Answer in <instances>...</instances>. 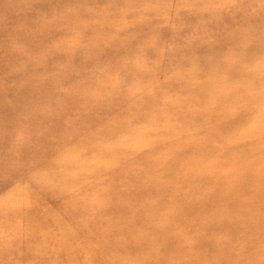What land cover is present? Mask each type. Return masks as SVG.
<instances>
[{"label":"rangeland","instance_id":"obj_1","mask_svg":"<svg viewBox=\"0 0 264 264\" xmlns=\"http://www.w3.org/2000/svg\"><path fill=\"white\" fill-rule=\"evenodd\" d=\"M263 67L264 0H0V264H264Z\"/></svg>","mask_w":264,"mask_h":264},{"label":"bare ground","instance_id":"obj_2","mask_svg":"<svg viewBox=\"0 0 264 264\" xmlns=\"http://www.w3.org/2000/svg\"><path fill=\"white\" fill-rule=\"evenodd\" d=\"M227 15H228V13H227ZM258 25H259V24H258ZM258 25H256V26L258 27ZM258 28H259V27H258ZM258 28H257V29H258ZM257 29H256V30H257ZM189 40H190V38H189ZM187 41H188V40H187ZM190 45H191V44H190ZM192 45H193V44H192ZM258 51H261V50H258ZM244 53L246 54V56H249V55H255L254 53H258V54H259V52L255 51V50L252 49L251 47H247V49H246V51H244ZM222 54H223V53H221V51L215 53V54L211 57L210 61H211V62H216L217 64H219L220 66H222L224 69H227V68L229 69V68H230V69H232V71L235 70L236 68H234V67H230V66H227L228 64H226L225 62L222 61V59H223ZM254 59H255V58H254ZM256 59H257V58H256ZM187 60H188V59H187ZM241 60H242V59H241ZM200 62H201V61H200ZM257 63H258V62H257ZM188 65H189V64H188ZM181 66H182V65H181ZM201 66H202V65H201ZM176 67H177V66H176ZM208 67H210V66H208ZM202 68H203V67H202ZM203 69H206V68H203ZM262 69H264V67H263ZM185 71H186V70H185ZM206 71H207V70H206ZM257 71H258V72H257ZM238 72H239V71H237L236 73H238ZM248 72H249V70H248ZM259 72H262L261 69H260V70L256 69V71H255V70H252V72H249V74L246 76V77H247L246 80H245L244 82H242V84H247V85H248V84H253V86H252L251 89L249 90V92H251L250 95H247V94H246V96H241L239 91H235V92L232 93V97H229V98H232V102H235V103H241V101H242L243 103H247V104H248V103H251V100H253V99H254V100H257V101H259V102H260V101H262V102L264 101V92H262V96H260V99L257 98L258 95H257V97L254 96V94H255L257 91L260 92L261 89H262V90L264 89V81H263L262 84H261L258 80H255V78H256L255 75H256L257 73H259ZM180 73H181V72H180ZM186 73H188V72H186ZM189 73H190V72H189ZM189 73H188V74H189ZM191 73H192V70H191ZM207 73H208V72H207ZM195 74H196V73H195ZM175 75H177V74H175ZM241 75H242V74H241ZM196 76H197V75H196ZM196 76H195V77H196ZM209 76H211V75H209ZM179 77H180V76H179ZM206 77H207V76H206ZM198 78H199V77H198ZM208 78H209V77H208ZM164 79H165V78H164ZM218 79H219V78H218ZM161 82H162V81H161ZM167 82H168V81H167ZM174 82L176 83V79H175ZM174 82H173V83H174ZM179 83H181V82H179ZM213 83H214V82H213ZM165 84H166V82H165ZM166 85H167V84H166ZM173 85H174V84H173ZM181 85H182V84H181ZM204 85H205V84H204ZM247 85H246V86H247ZM262 85H263V86H262ZM168 86H169V85H168ZM171 86H172V85H171ZM250 86H251V85H250ZM204 87H205V86H204ZM195 88H196V87H195ZM163 89H164V88H163ZM175 89H176V88H175ZM177 89H178V88H177ZM144 90H145V89H144ZM160 90H161V89H160ZM182 90H183V89H182ZM182 90H181V91H182ZM207 90H208V89H207ZM158 91H159V90H158ZM164 91H166V90L164 89ZM164 91H163V92H164ZM178 91H179V90H178ZM183 91H184V90H183ZM185 91H186V89H185ZM198 91H200V90H198ZM209 91H210V90H209ZM186 92H188V91H186ZM142 93H143V92H142ZM148 93H150V92H148ZM161 93H162V92H161ZM161 93H160V95L162 96ZM189 93H190V92H189ZM208 94H210V93H208ZM201 95H202V94H201ZM163 96H164V95H163ZM202 96H203V95H202ZM209 97H210V95H209ZM255 97H256V98H255ZM139 98H140V97H139ZM160 98H161V97H160ZM163 98H167V96L165 95ZM229 98H228V99H229ZM154 99H155V98H154ZM205 99H206V98H205ZM137 100H138V99H137ZM137 100H136V101H137ZM189 101H190V100H189ZM203 101H204V100H203ZM209 101H210V100H209ZM229 101H231V100L229 99ZM204 102H205V101H204ZM210 102H211V101H210ZM218 103H220V102H218ZM206 104H207V103H206ZM257 104H258V103H257ZM129 105H130V104H129ZM159 105H160V104H159ZM189 105H191V104H189ZM193 106H194V105H193ZM123 109H124V108H123ZM129 109H130V108H129ZM152 110H153V109H152ZM128 111H129V110H128ZM159 112H160V111H159ZM162 112H163V111H162ZM195 113H196V112H195ZM124 114H125V113H124ZM116 115H117V114H116ZM157 115H158V114H157ZM261 115H262V114H261ZM112 116H113V115H112ZM155 116H156V115H155ZM255 116H256V115H255ZM108 117H109V116H108ZM117 117H118V116H115V119H116ZM260 117H261V116H260ZM111 118H112V117H111ZM124 118H125V117H124ZM106 119H107V118H106ZM109 119H110V118H109ZM121 119H122V118H121ZM181 119H182V118H181ZM256 119H257V118H256ZM103 120H104V119H103ZM103 120H102V121H103ZM113 120H114V119H113ZM119 120H120V119H119ZM119 120H118V121H119ZM175 120H176V119H175ZM109 121H110V120H109ZM177 121H178V120H177ZM113 122H114V121H113ZM119 122H120V121H119ZM121 122H122V121H121ZM257 122H258V121H257ZM101 123H102V122H101ZM101 123H100V124H101ZM106 123L108 124V122H106ZM110 123L112 124V122H110ZM114 123H115V122H114ZM130 123H131V122H130ZM166 123H168V122H166ZM229 123L232 124V120H231ZM103 124H104V123H103ZM119 124H120V123H119ZM150 124H151V123H150ZM164 124H165V123H164ZM125 125H126V124H125ZM125 125H124V126H125ZM134 125H135V124H134ZM165 125H166V124H165ZM100 126H101V125H100ZM104 126H105V125H103L102 127L105 128L106 126H105V127H104ZM126 126H127V125H126ZM132 126H133V125H132ZM132 126H131V127H132ZM140 126H141V125H140ZM149 126H150V125H149ZM168 126H169V125H168ZM98 127H99V126H97L96 128L98 129ZM129 127H130V126H129ZM136 127H137V126H136ZM147 127H148V126H147ZM80 128H81V127H80ZM80 128H79V129H80ZM121 128H122V127H121ZM142 128H144V127H142ZM154 128H155V127H154ZM164 128H165V126H164ZM105 129H106V128H105ZM110 129H111V128H110ZM110 129H109V130H110ZM114 129H115V127H114ZM130 129H131V128H130ZM261 129H263V128H261ZM261 129H260V130H261ZM98 130H99V129H98ZM98 130H97L96 132H98ZM139 130H140V129H139ZM148 130H149V129H148ZM213 130L215 131V129H213ZM106 131H108V130H106ZM112 131H113V130H112ZM112 131H110V132H112ZM114 131L117 133V132H119L120 130H119V131L114 130ZM152 131H153V130H152ZM155 131H156V130H155ZM158 131H160V130H158ZM218 131H219V132H222L221 129H219ZM131 132H134V131L131 130ZM146 132H147V131H146ZM179 132H181V131H179ZM78 133H79V132H78ZM98 133H99V132H98ZM127 133H128V132H127ZM147 133H148V132H147ZM147 133H145V134H147ZM155 133H156V132H155ZM158 133H159V132H158ZM118 134H119V133H118ZM135 134H136V133H135ZM143 134H144V132H143ZM149 134H151V133H149ZM197 134H198V133H197ZM85 135H86V133H85ZM85 135H84V136H85ZM101 135H103V134L101 133ZM107 135H109V133H108ZM123 135H124V134H123ZM139 135H140V131H139ZM81 136H82V135H81ZM96 136H97V135H96ZM110 136H111V134H110ZM110 136H109V138H110ZM115 136H116V135H115ZM118 136H119V135H118ZM136 136H137V135H136ZM141 136H142V135H141ZM141 136H140V137H141ZM148 136H149V135H148ZM79 137H80V136H79ZM86 137H87V138H86ZM86 137H85L86 139L91 140L90 138H88V136H86ZM107 137H108V136H107ZM145 137H146V136H145ZM201 137H202V136H201ZM97 138H99V137H97ZM104 138H105V137H104ZM123 138H124V136H123ZM149 138L151 139V138H153V137H149ZM78 139H79V138H78ZM112 139H113V138H112ZM112 139H111V141H112ZM116 139H118V138L116 137ZM121 139H122V138H121ZM125 139H126V138H125ZM125 139H123V140H125ZM75 140H76V139H75ZM140 140H142V139H140ZM143 140H145V138H144ZM67 141H68V140H67ZM77 141H78V140H77ZM26 142H27V140H26ZM68 142H69V141H68ZM72 142H73V141H72ZM83 142L85 143V142H88V141H83ZM154 142H155V140H154ZM27 143H29V142H27ZM78 143H79V141H78ZM90 143H91V141H90ZM108 143H109V142H108ZM145 143H146V142H145ZM152 143H153V142H152ZM91 144H92V147H93V146H94L93 143H91ZM130 144H131V143H130ZM147 144H148V143H147ZM157 144H158V143H157ZM73 145H74V144H72L71 146H73ZM77 145H78V144H77ZM106 145H107V144H106ZM131 145H134V144H131ZM151 145H152V144H151ZM164 145H165V144H164ZM212 145H213V144H212ZM68 146H69V145H68ZM71 146H69V147H71ZM75 146H76V145H74V147H75ZM86 146H87V144H86ZM109 146H110V145H109ZM136 146H137V145H136ZM144 146H146V145H144ZM147 146H149V145H147ZM66 147H67V146H66ZM88 147H89V145H88ZM110 147H111V146H110ZM129 147H130V146H129ZM133 147H134V146H133ZM149 147H151V146H149ZM75 148H76V147H75ZM80 148H81V147H80ZM80 148H77V149H80ZM82 148H83V147H82ZM86 148H87V147H86ZM86 148H85V149H86ZM130 148H131V147H130ZM258 148H259V147H258ZM83 149H84V148H83ZM131 149H132V148H131ZM133 149H134V148H133ZM65 150H67V148H66ZM68 150H70V148H69ZM75 150H76V149H75ZM99 150H101V149H99ZM136 150H137V149H136ZM139 150H140V149H139ZM62 151H63V150H62ZM62 151H60V153H61ZM119 151L121 152V150H119ZM230 151H233V150H230ZM98 152H99V151H98ZM110 152H111V151H110ZM127 152H128V151H127ZM137 152H138V150H137ZM159 152H160V151H159ZM35 153H37V151H36ZM58 153H59V152H58ZM58 153H57V154H58ZM91 153H92V152H91ZM93 153H94V152H93ZM95 153H96V152H95ZM95 153H94V154H95ZM103 153H104V152H103ZM133 153H134V152H133ZM154 153H155V152H154ZM98 154L101 155L100 152H99ZM104 154H105V153H104ZM114 154H115V153H114ZM173 154H175V153H173ZM54 155H55V154H54ZM84 155H85V154H84ZM86 155H87V154H86ZM90 155H91V154H90ZM90 155H89V156H90ZM112 155H113V154H112ZM117 155H118V154H117ZM126 155H127V154H126ZM133 155H134V154H133ZM160 155H161V153H160ZM178 155H179V154H178ZM89 156H88V157H89ZM119 156H121V155H119ZM128 156H129V154H128ZM128 156H127V157H128ZM134 156H135V155H134ZM161 156H162V155H161ZM187 156H188V155H187ZM228 156H229V155H228ZM53 157L55 158V156H53ZM95 157H96V155H95ZM98 157H99V156H98ZM103 157H106V156L104 155ZM114 157H115V156H114ZM116 157H117V156H116ZM122 157H123V156H122ZM122 157H120V159H121ZM130 157H131V155H130ZM162 157H163V156H162ZM177 157H178V156H177ZM37 158H38V157H37ZM106 158H107V157H106ZM117 158H119V157H117ZM117 158H116V159H117ZM123 158H124V157H123ZM173 158H175V155H174V157H171V159H173ZM181 158H182V157H181ZM183 158H184V157H183ZM186 158H187V157H186ZM57 159H58V158H57ZM107 159H108V158H107ZM109 159H110V157H109ZM112 159H113V158H112ZM112 159H111V160H112ZM116 159H115V161H116ZM125 159H126V157H125ZM51 160H52V159H51ZM54 160H56V159H54ZM54 160H53V162H54ZM158 160H159V159H158ZM192 160H193V159H192ZM233 160H234V159H233ZM56 161H57V160H56ZM109 161H110V160H109ZM128 161H129V160H128ZM131 161H132V160H131ZM164 161H165V160H164ZM172 161H173V160H172ZM172 161H170V162H172ZM195 161H196V160H195ZM46 162H47V161H46ZM122 162H123V159H122ZM162 162H163V161H162ZM233 162H234V161H233ZM56 163H57V162H56ZM66 163H67V162H66ZM87 163H88V162H87ZM108 163H109V162H108ZM115 163H116V162H115ZM115 163H114V164H115ZM128 163H129V162H128ZM130 163H133V162H130ZM179 163H180V162H179ZM188 163L192 164L191 162H188ZM193 163H194V161H193ZM62 164H63V163H62ZM64 164H65V163H64ZM67 164H71V163H67ZM72 164H73V163H72ZM85 164H86V163H85ZM85 164H84V165H85ZM89 164H91V163H89ZM92 164H93V163H92ZM116 164H118V162H117ZM163 164H164V163H163ZM180 164H181V163H180ZM59 165H60V164H59ZM59 165H58V166H59ZM118 165H119V164H118ZM137 165H141V163H140V164H137ZM159 165H160V164H159ZM174 165H175V164H174ZM196 165H197V163H195V166H196ZM200 165H201V164H200ZM54 166H55V165H54ZM60 166H61V165H60ZM103 166H104V165H103ZM105 166H106V165H105ZM107 166H108V165H107ZM107 166H106V167H107ZM154 166H155V165H154ZM161 166H162V164H161ZM172 166H173V165H172ZM192 166H193V165H192ZM202 166H204V165H202ZM94 167H95V166H94ZM98 167H99V166H98ZM143 167H144V166H143ZM176 167H177V165H176ZM183 167H185V166H183ZM38 168H39V167H38ZM56 168H57V167H56ZM64 168H65V166H64ZM77 168H78V167H77ZM165 168H166V167H165ZM165 168H164V169H165ZM263 168H264V167H263ZM36 169H37V168H36ZM44 169H45V168H44ZM69 169H72V168H69ZM69 169H68V170H69ZM75 169H76V167H75ZM95 169H96V168H95ZM161 169H162V168H161ZM166 169H167V168H166ZM171 169H172V168H171ZM173 169L176 170L175 168H173ZM180 169H182V168H180ZM64 170H66V169H64ZM153 170H154V169H153ZM153 170H152V171H153ZM177 170H178V169H177ZM41 171L44 172L45 170H41ZM92 171H93V170H92ZM92 171H91V172H92ZM130 171H131V169H130ZM165 171H166V170H165ZM192 171H193V170H192ZM220 171H221V170H220ZM260 171H261V170H260ZM262 171H263V170H262ZM33 172H34V174L37 173V172L35 173V171H33ZM53 172H54V170H53ZM60 172H62V171H60ZM82 172H83V171H82ZM91 172H90V173H91ZM99 172H100V171H99ZM131 172H132V171H131ZM143 172H144V170H143ZM145 172H146V170H145ZM161 172H162V171H161ZM177 172H178V171H177ZM62 173H63V172H62ZM75 173H76V172H75ZM75 173H74V174H75ZM78 173H79V172H78ZM96 173H97V172H96ZM100 173H101V172H100ZM167 173H168V172H167ZM171 173H172V172H171ZM171 173H170V176H171ZM178 173H180V172H178ZM178 173H177V174H178ZM182 173H183V172H182ZM263 173H264V171H263ZM59 174H61V173H59ZM65 174H66V173H65ZM194 174H195V173H194ZM211 174H212V173H211ZM55 175H56V174H55ZM71 175H72V174H71ZM71 175H70V176H71ZM161 175H162V174H161ZM178 175H180V174H178ZM263 175H264V174H263ZM53 176H54V175H53ZM66 176H67V174H66ZM73 176H75V175H72V177H73ZM77 176H78L77 178L80 177L79 174H78ZM134 176H135V175H134ZM147 176H148V175H147ZM170 176H169V177H170ZM180 176H181V175H180ZM201 176H202V174H201ZM62 177H64V175H63ZM95 177H96V174H95ZM95 177H94V178H95ZM151 177H152V176H151ZM156 177H157V176H156ZM169 177H168V178H169ZM188 177H189V175H188ZM247 177H249V176H247ZM24 178H25V177H24ZM55 178H56V177H55ZM70 178H71V177H70ZM153 178H154V177H153ZM159 178H160V177H159ZM195 178H196V177H195ZM58 179H59V178H58ZM62 179H63V178H62ZM65 179H67V178L65 177ZM85 179H86V178H85ZM87 179H89V178H87ZM174 179H175V178H174ZM176 179H177V178H176ZM218 179H219V178H218ZM77 180H79V179H77ZM82 180H84V179H82ZM82 180H80V181L82 182ZM89 180H90V179H89ZM91 180H92V178H91ZM166 180H168V179L166 178ZM206 180H207V179H206ZM245 180H248V179H245ZM245 180H244V181H245ZM252 180H253V179H251V181H252ZM49 181H52V180H49ZM72 181H73V179H72ZM75 181H76V180H75ZM85 181H86V180H84V182H85ZM169 181H170V180H169ZM189 181L192 182L191 180H189ZM81 182L78 183V184H76V186H77V185H78V186H79V185L82 186V185H83V182H82V183H81ZM170 182H171V181H170ZM246 182H249V180L246 181ZM253 182H254V181H253ZM1 183H2V182H1ZM44 183H46V182H44ZM47 183H48V181H47ZM73 183H74V182H73ZM172 183H173V182H172ZM219 183H220V182H219ZM222 183H223V182H222ZM225 183H226V182H225ZM58 184H60V183H58ZM70 184H71V183H70ZM86 184H87V183H86ZM162 184H164V183H162ZM220 184H221V183H220ZM256 184H257V182H256ZM256 184H255V185H256ZM48 185H49V184H48ZM90 185H91V183H90ZM92 185H93V184H92ZM185 185H186V184H185ZM192 185H193V184H192ZM214 185H215V184H214ZM218 185H219V184H218ZM258 185H259V183H258ZM261 185H263V183H262ZM61 186H62V185H61ZM68 186H69V185H68ZM167 186H168V185H167ZM177 186H179V185H177ZM259 186H260V185H259ZM5 187H7V186L5 185ZM50 187H51V186H50ZM126 187H127V186H126ZM153 187H154V186H153ZM162 187H163L162 189H165V188L167 189L166 184H165V188H164V185H163ZM195 187H196V185H195ZM195 187H194V188H195ZM219 187H220V186H219ZM219 187H218V188H219ZM221 187H222V186H221ZM56 188H57V187H56ZM67 188H68V187H67ZM159 188H160V187H159ZM178 188H179V187H178ZM196 188H197V187H196ZM259 188H263V187L261 186V187H258V189H259ZM24 189H25V185H24ZM59 189L62 190V188H59ZM63 189H64V188H63ZM70 189H71V188H70ZM147 190H148V189H147ZM167 190H168V189H167ZM196 190H197V189H196ZM216 190H217V189H216ZM222 190H223V189H222ZM239 190H240V189H239ZM5 191H6V190H5ZM218 191H219V190H218ZM263 191H264V190H263ZM140 192H142V191H140ZM149 192H150V190H149ZM197 192H198V191H197ZM200 192H201V190H200ZM200 192H199V193H200ZM247 192H248V191H247ZM252 192H253V191H252ZM258 192H259V191H258ZM258 192H256V194H258ZM24 193H25V192H24ZM144 193H145V192H144ZM153 193H154V192H153ZM153 193H152V194H153ZM207 193H209V192H207ZM226 193H227V192H226ZM34 194H35V193H34ZM145 194H146V193H145ZM211 194H212V193H211ZM211 194H209V196H210ZM216 194H217V193H216ZM216 194H214V196H215ZM223 194H224V192H223ZM167 195H168V193H167ZM178 195H180V194L178 193ZM192 195H193V194H192ZM204 195H205V194H204ZM217 195H218V194H217ZM258 195H259V194H258ZM149 196H150V195H149ZM170 196H172V194H171ZM174 196H175V195H174ZM187 196H188V195H187ZM220 196H221V195H220ZM220 196H219V198H220ZM6 197H7V196H6ZM28 197H29V196H28ZM166 197H167V196H166ZM185 197H186V196H185ZM205 197H206V196H205ZM217 197H218V196H217ZM222 197H223V196H222ZM247 197H248V196H247ZM254 197H256V196H254ZM257 197H258V196H257ZM24 198H25V197H23V199H24ZM157 198H158V197H157ZM167 198H168V199H171V198H169V197H167ZM263 198H264V197H263ZM29 199H30V197H29ZM123 199H124V198H123ZM126 199H127V198H126ZM173 199H174V198H173ZM214 199H215V197H214ZM214 199H213V201H215ZM220 199H221V198H220ZM149 200H150V199H149ZM205 200H206V199H205ZM217 200H218V199H217ZM236 200H237V199H236ZM256 200L259 201L258 198H256ZM261 200H262V199H261ZM263 200H264V199H263ZM2 201H4V200H2ZM5 201H6V200H5ZM15 201H17V200H15ZM171 201H172V200H171ZM220 201H221V200H220ZM234 201H235V200H234ZM238 201H239V200H238ZM240 201H244V200H240ZM240 201H239V202H240ZM29 202H30V201H29ZM126 202H127V201H125V203H126ZM30 203H31V202H30ZM125 203H124V204H125ZM146 203H147V202H146ZM153 203H154V202H153ZM171 203H172V202H171ZM176 203H177V202H176ZM196 203H197V201H196ZM240 203H241V202H240ZM248 203H249V201H248ZM251 203H253V202L251 201ZM256 203H257V202H256ZM14 204H15V203H14ZM33 204H35V203H33ZM155 204H156V202H155ZM177 204H178V203H177ZM233 204H234V203H233ZM237 204H238V203H237ZM150 205L152 206V205H154V204H150ZM171 205H172V204H171ZM240 205H241V204H240ZM242 205H245V204H242ZM26 206H27V205H26ZM148 206H149V205H148ZM195 206H196V205H195ZM199 206H200V205H199ZM208 206H211V205H208ZM230 206H231V204H230ZM230 206H229V208H231ZM236 206H237V205H235V207H236ZM172 207H173V206H172ZM174 207H175V206H174ZM174 207H173V208H174ZM203 207H204V206H203ZM237 207H238V206H237ZM242 207L244 208V206L239 207V208H240V211H241ZM253 207H254V206H253ZM147 208H148V207H147ZM152 208H153V207H152ZM169 208H170V206H169ZM229 208H228V209H229ZM255 208H257V207H255ZM26 209H27V208H26ZM148 209H149V208H148ZM175 209H176V210H175ZM181 209H182V207H181ZM250 209H251V208H250ZM258 209H259V208H258ZM258 209H257V210H258ZM150 210H151V209H150ZM166 210H167V209H166ZM174 210H175L174 212H176V211L178 212V211H179V210H177V208H174ZM184 210H185V209H184ZM206 210H208V209L205 208V211H206ZM242 210H243V209H242ZM251 210H252V209H251ZM161 211H162V209H161ZM163 211H164V210H163ZM167 211H168V210H167ZM167 211H166V212H167ZM203 211H204V209H203ZM229 211H231V210H229ZM240 211H239V212H240ZM245 211H246V210H245ZM253 211H254V210H253ZM253 211H252L251 213H253ZM255 211H256V210H255ZM133 212H134V211H133ZM147 212H149V210H147ZM177 212H176V213H177ZM207 212L209 213V211H207ZM207 212H206L205 215L208 217V213H207ZM236 212H237V211H236ZM242 212H243V211H241L240 213L242 214ZM130 213H131V212H130ZM156 213H158V212H156ZM150 214H151V213H150ZM154 214H155V212H154ZM154 214H153V216H155V215L157 216V215H158V214H155V215H154ZM177 214H178V213H177ZM228 214H229V213H228ZM232 214H233V213H232ZM260 214H261V213H260ZM54 215H55V214H54ZM144 215H145V214H144ZM171 215H172V214H171ZM229 215H231V214H229ZM151 216H152V215H151ZM158 216H159V215H158ZM160 216H161V215H160ZM206 216H205V218H207ZM210 216H211V215H210ZM213 217H214V216H213ZM230 217H231V216H230ZM232 217H233V216H232ZM234 217H236V216H234ZM119 218H120V217H119ZM129 218H130V217H129ZM134 218H135V217H134ZM149 218H150V217H149ZM151 218H153V217H151ZM156 218H157V217H156ZM196 218H197V217H196ZM201 218H202V217H201ZM236 218H237V217H236ZM160 219H161V218H160ZM160 219H158V220L161 221V222H163V221L160 220ZM176 219H177V218H176ZM237 219H239V218H237ZM241 219L244 220L243 217H242ZM110 220H111V219H110ZM139 220H140V219H139ZM153 220H154V219H153ZM168 220H169V219H168ZM185 220H186V219H185ZM194 220H195V219H194ZM235 220H236V219H235ZM243 220H241L242 223H245V222H243ZM59 221H60V220H59ZM149 221H150V220H149ZM206 221H209V222H210L209 219H206ZM236 221H237V220H236ZM241 221H240V219H239V222H241ZM107 222H108V221H107ZM151 222H152V221H151ZM165 222H166V221H165ZM192 222H193V221H192ZM223 222H224V221H223ZM223 222H222V223H223ZM261 222H262V221H261ZM261 222H260V224H262ZM171 223H172V221H171ZM224 223H225V222H224ZM224 223H223V224H224ZM232 223H233V222H232ZM236 223H237V222H236ZM254 223H255V222H254ZM258 223H259V222H258ZM66 224H67V223H66ZM135 224H136V223H135ZM162 224H163V223H162ZM166 224H168V223H166ZM187 224H188V223H187ZM189 224H190V223H189ZM214 224H215V223H214ZM239 224H240V223H239ZM62 225H63V224H62ZM174 225H175V224H174ZM191 225H192V224H191ZM206 225H207V224H206ZM240 225H241V224H240ZM67 226H68V225H67ZM156 226H158V224H157ZM195 226H196V225H195ZM195 226H194V227H195ZM203 226H205V223L203 224ZM224 226H225V225H224ZM224 226H223V227H224ZM237 226L239 227V225H237ZM64 227H65V226H64ZM78 227H79V226H78ZM117 227H118V226H117ZM200 227H201V226H200ZM205 227H206V226H205ZM205 227H202V228H205ZM227 227H228V226H227ZM115 228H116V227H115ZM163 228H165V227H163ZM163 228H161V229H163ZM175 228H177V227H175ZM208 228L210 229V227H208ZM229 228H230V227H229ZM78 229H79V228H78ZM121 229H122V228H120V230H121ZM182 229H184V228H182ZM182 229H181V230H182ZM189 229H190V228H189ZM198 229H199V228H198ZM225 229H226V228H225ZM118 230H119V229H118ZM163 230H164V229H163ZM165 230H166V229H165ZM195 230H197V229H195ZM230 230H231V228H230ZM238 230H239V229H238ZM243 230H247V229L244 228V225H243ZM71 231H72V230H71ZM167 231H168V230H167ZM167 231H166V232H167ZM201 231H202V230H201ZM206 231H207V230H206ZM232 231H233V229H232ZM232 231H231V232H232ZM64 232H66V231H64ZM73 232H74V231H73ZM145 232H146V231H145ZM163 232H164V231H163ZM166 232H165V233H166ZM168 232H169V231H168ZM175 232H176V231H175ZM197 232H198L199 234L202 233V232H199V230H198ZM203 232H204V231H203ZM225 232H226V231H225ZM241 232H242V231H241ZM136 233H137V232H136ZM165 233H164V234H165ZM169 233H170V232H169ZM198 233H197V234H198ZM233 233H235V232H233ZM73 234H74V233H73ZM134 234H135V233H134ZM167 234H168V233H167ZM179 234L181 235V232H179ZM210 234H211V233H210ZM218 234H219V232H218ZM222 234H223V233H222ZM222 234H220V236H222ZM225 234H226V233H225ZM227 234H228V233H227ZM229 234H230V233H229ZM242 234H243V233H242ZM182 235H184V233H183ZM186 235H187V234H186ZM201 235H203V234H201ZM204 235H205V234H204ZM138 236H140V235H138ZM205 236H206V235H205ZM218 236H219V235H218ZM223 236H224V235H223ZM229 236H230V235H229ZM253 236H254V235H253ZM255 236H256V235H255ZM255 236H254V237H255ZM66 237H67V236H66ZM69 237H70V235H69ZM164 237H165V235H164ZM237 237H238V236H237ZM256 237H257V236H256ZM139 238H140V237H139ZM198 238H199V237H198ZM230 238H231V236H230ZM67 239H69V238L67 237ZM136 239H137V238H136ZM181 239H182V238H181ZM181 239H180V240H181ZM189 239H192V238H189ZM201 239H202V238H201ZM209 239H211V238H209ZM209 239H207V241H208ZM219 239H220V238H219ZM227 239H228V238H227ZM256 239H257V238H256ZM180 240H179V241H180ZM204 240H205V239H203V242H204ZM155 241H157V240H155ZM192 241H193V240H192ZM211 241H212V240H211ZM214 241H215V240H214ZM232 241H233V240H232ZM255 241H256V240H255ZM152 242H153V240H152ZM223 242H224V241H223ZM251 242L253 243L254 241L252 240ZM136 243H137V242H136ZM154 243H155V242H154ZM193 243H194V245H195L196 242H193ZM198 243H200V242H198ZM210 243H211V242H210ZM210 243H209V244H210ZM227 243H228V242H227ZM231 243H232V242H231ZM248 243H250V242H248ZM183 244H184V243H183ZM203 244H204V243H203ZM220 244H221V243H220ZM253 244H254V243H253ZM138 245H139V244H138ZM211 245H213V244H211ZM225 245H226V244H225ZM254 245H255V244H254ZM24 246H26V245H24ZM31 246H32V245H31ZM190 246L192 247V245H190ZM198 246H199V245H198ZM214 246H215V245H214ZM243 246H244V245H243ZM243 246H242V247H243ZM28 247H29V246H28ZM200 247H201V246H200ZM211 247H212V246H211ZM220 247H222V246H220ZM228 247H229V246H228ZM234 247H235V246H234ZM247 247H250V246H247ZM30 248H31V247H30ZM205 248H206V247H205ZM213 248H214V247H213ZM258 248H259V247H258ZM202 249H204V248H202ZM208 249H209V251H211V252L213 251V250H210V247H209ZM208 249H207V250H208ZM226 249H228V248H226ZM226 249H225V250H226ZM229 249H230L229 251H231V248H230V247H229ZM178 250H179V249H178ZM215 250H216V249H215ZM215 250H214V251H215ZM223 250H224V249H223ZM247 250H248V249H247ZM198 251H199V250H198ZM209 251H208V252H209ZM27 252H28V251H27ZM179 252H180V251H179ZM254 252H255V251H254ZM263 252H264V251H263ZM224 253H226V252H224ZM209 254L214 255V253H209ZM238 254H239V252H238ZM240 254H242V253H240ZM147 255H148V254H147ZM219 255H220V254H219ZM224 255H225V254H224ZM243 255H244V254H243ZM262 255H263V254H262ZM54 256L56 257V255H54ZM54 256H53V257H54ZM125 256H126V255H125ZM240 256H242V255H240ZM260 256H261V255H260ZM7 257H8V256H7ZM9 257H10V256H9ZM25 257H27V256H25ZM35 257H37V256H35ZM212 257H213V256H212ZM212 257H211V258H212ZM219 257H222V256H218L217 261H218V259H220ZM209 259H210V258H209ZM247 259H248V258H247ZM23 260H24V259H23ZM55 260H56V259H55ZM234 260H235V259H234ZM234 260H233V261H234ZM249 260H250V259H249ZM7 261H8V260H7ZM221 261H223V260H221ZM111 262H113V261L111 260ZM126 262H127V261H126ZM237 262H238V261H237ZM247 262H248V261H247ZM251 262H252V261H251ZM123 263H124V262H123ZM215 263H216V262H215ZM221 263H222V262H221ZM205 264H206V263H205ZM207 264H210V263L208 262ZM213 264H214V263H213ZM217 264H218V263H217Z\"/></svg>","mask_w":264,"mask_h":264}]
</instances>
